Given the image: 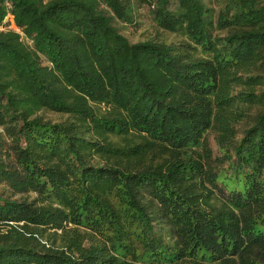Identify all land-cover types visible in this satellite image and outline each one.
Wrapping results in <instances>:
<instances>
[{
    "label": "trees",
    "instance_id": "trees-1",
    "mask_svg": "<svg viewBox=\"0 0 264 264\" xmlns=\"http://www.w3.org/2000/svg\"><path fill=\"white\" fill-rule=\"evenodd\" d=\"M0 25V264H264V0H0Z\"/></svg>",
    "mask_w": 264,
    "mask_h": 264
},
{
    "label": "rangeland",
    "instance_id": "rangeland-1",
    "mask_svg": "<svg viewBox=\"0 0 264 264\" xmlns=\"http://www.w3.org/2000/svg\"><path fill=\"white\" fill-rule=\"evenodd\" d=\"M138 12L140 13L138 22L122 30V33L130 41L142 40L145 37H149L150 35H154V33H156V30L151 27V22L147 7L143 6L138 10ZM2 28L3 27L0 25V29ZM10 28L16 29L14 24L11 22H10ZM45 116L48 118L55 117V115L52 112L51 113L46 112ZM25 196L31 199L35 196V194L31 192L29 194H25Z\"/></svg>",
    "mask_w": 264,
    "mask_h": 264
}]
</instances>
